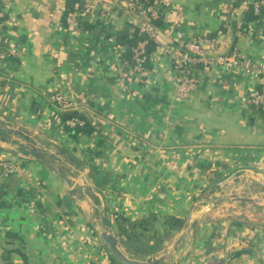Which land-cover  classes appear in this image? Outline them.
Instances as JSON below:
<instances>
[{"label":"crops","instance_id":"1","mask_svg":"<svg viewBox=\"0 0 264 264\" xmlns=\"http://www.w3.org/2000/svg\"><path fill=\"white\" fill-rule=\"evenodd\" d=\"M254 1L169 0L148 69L135 73L127 45L142 18L128 0H0V52L16 49L0 58V264H109L97 203L134 256L164 251L202 210L160 264H264V185L246 170L264 174V106L242 100L258 81L198 64L196 86L182 97L162 51L199 36L205 54L264 62V10L251 14ZM70 7L72 21L64 19ZM56 91L92 133L64 130ZM246 181L257 188L241 194ZM117 215H154L160 234L168 215L183 223L141 254L117 234Z\"/></svg>","mask_w":264,"mask_h":264},{"label":"built area","instance_id":"2","mask_svg":"<svg viewBox=\"0 0 264 264\" xmlns=\"http://www.w3.org/2000/svg\"><path fill=\"white\" fill-rule=\"evenodd\" d=\"M156 1V0H155ZM165 5L169 4V0H159ZM128 5L131 8H137L139 17L142 18L140 31L148 35V38H152L156 41V46L158 44L157 36L159 30L153 26L150 19L151 17H156L157 10L152 5H147L140 8L137 5V0H128ZM261 5H264V0H255L252 3L254 11H259ZM74 12L78 9L79 4L75 2L73 4ZM74 12H69L66 19L72 21L74 17ZM1 14V13H0ZM241 26V22L237 23V27ZM201 42V38L196 36L194 40L182 44L181 48H171L165 45L162 49L164 54L170 55L171 65L178 74L176 76L175 87L176 93L180 96H186L190 91L196 86L197 83V65H202L205 67L207 65H216L220 68L222 72H232L240 76H246L249 74H254L257 81L258 87L250 89L242 100L245 103L254 106H264V62L254 63L249 58H242L236 52L230 53H216V54H205L204 51L198 45ZM147 40H139L132 49V61L131 67L135 73H142L146 69L143 63L147 59V54L145 52V45ZM156 48V47H155ZM155 48L152 52L155 51ZM151 52V53H152ZM16 53V49H10L6 52H0V58H5L6 56ZM149 55V60L151 57ZM54 102L63 110H68L72 106V101L65 97L60 91L53 93L51 97ZM77 119L68 120L70 125L77 122ZM80 122V121H79ZM13 170L12 166H6L5 172H10Z\"/></svg>","mask_w":264,"mask_h":264},{"label":"trees","instance_id":"3","mask_svg":"<svg viewBox=\"0 0 264 264\" xmlns=\"http://www.w3.org/2000/svg\"><path fill=\"white\" fill-rule=\"evenodd\" d=\"M138 2L142 3V7H145L147 5H152L157 10L156 17H151L150 21L153 24L154 27H156L158 30L161 28H164L166 23L163 21L162 11L166 7V5L159 0H138ZM73 2L71 3L72 6ZM249 12L253 14L255 17L258 16V13L264 10V5H261L259 8V11H254L253 7H249ZM71 9L68 8L64 19L66 18L67 12ZM147 40V43L145 45V52L147 54V59L143 63V66L145 69H148L150 60L149 55L156 47V41L152 38H148V35L144 32H141L140 35L133 40L128 41L127 45V54H128V61L132 64V49L136 45V43L139 40ZM10 56V55H9ZM8 58V57H7ZM59 117L61 118V124L63 125V128L72 138H77L78 135H87L92 133L94 130V127L92 124H90L89 120L85 118L82 115H79L75 111L71 110H63L62 112L58 113ZM77 119L78 121L75 122L73 125H70L67 121ZM80 121V122H79ZM154 215H150L147 217H142L139 219H129L127 217H124L122 215H117L115 217V223H116V232L119 235H124L130 240H134L138 243L139 247H141L140 253L145 254L146 252L153 253L156 250L160 249V244L164 237L168 238L172 231L179 229L183 223V220L178 217H174L172 215H168L164 219V224L166 226L165 232L163 234H160L156 232V230H153L152 226L154 223ZM139 229V230H138ZM146 238V240L151 239L152 242L148 243L143 241L141 238ZM154 239H158L157 242L154 241ZM146 256V255H145ZM109 264H120L118 263L113 257H111V261Z\"/></svg>","mask_w":264,"mask_h":264},{"label":"water","instance_id":"4","mask_svg":"<svg viewBox=\"0 0 264 264\" xmlns=\"http://www.w3.org/2000/svg\"><path fill=\"white\" fill-rule=\"evenodd\" d=\"M252 120V117L250 121ZM24 139L27 141V148L31 153L34 155L41 157L40 149L35 145L34 141L30 139L27 134L23 133ZM248 172L252 173L257 179H260L264 183V174L260 171H256L252 168L246 169ZM236 175L235 172H232L224 179L220 180L219 183H223ZM202 210H199L191 220H188L184 223L181 227L178 236L175 238L171 246L166 248L161 253L156 255H149L146 257H137L132 254L126 253L119 245V239L117 235L111 230L110 222L107 218L105 213V208L103 203L101 204L99 217L100 222L102 224V229L99 233L100 239L102 243L107 247L110 255L120 264H160L168 259V257L178 251L185 240V237L188 231L194 228L198 222L199 215L201 214Z\"/></svg>","mask_w":264,"mask_h":264},{"label":"rangeland","instance_id":"5","mask_svg":"<svg viewBox=\"0 0 264 264\" xmlns=\"http://www.w3.org/2000/svg\"><path fill=\"white\" fill-rule=\"evenodd\" d=\"M256 177V176H255ZM257 178V177H256ZM257 181H260L261 182V180L260 179H257ZM241 182H245V181H243V180H241ZM248 184H249V186H248V188H245L243 191L245 192V193H241V194H249V192H251L252 191V189H253V185L257 188V186H256V184L253 182V181H246ZM259 185V184H258ZM261 185H264L263 184V182H262V184ZM235 186H236V184H235ZM260 186V185H259ZM261 188H262V186H260ZM264 189V188H263ZM240 193H237V194H235L234 196H237V195H239ZM234 196H229V199L228 200H232V198L234 197ZM97 200V199H96ZM97 202H98V200H97ZM99 203H97V209L99 210ZM98 210H97V222L99 223V213H98ZM240 215H242V214H240ZM100 224V223H99ZM154 241L155 242H157L158 241V239H154ZM135 244H138V243H135ZM135 248V247H134ZM141 247H139V245L138 246H136V249H140ZM154 255V254H153ZM144 258V257H143Z\"/></svg>","mask_w":264,"mask_h":264}]
</instances>
